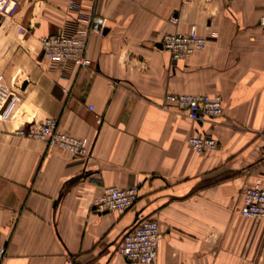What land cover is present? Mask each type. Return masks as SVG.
<instances>
[{
	"label": "crops",
	"instance_id": "0c3cea01",
	"mask_svg": "<svg viewBox=\"0 0 264 264\" xmlns=\"http://www.w3.org/2000/svg\"><path fill=\"white\" fill-rule=\"evenodd\" d=\"M106 19L90 33L92 67H59L41 38ZM264 0H20L0 11V264H130L118 252L138 220L156 218L155 262L264 264V219L241 213L264 181ZM195 26L203 49L173 60L168 32ZM63 88H67L65 93ZM218 94L223 112L192 120L168 93ZM47 118L86 138L91 155L24 130ZM194 133L215 136L197 152ZM137 187L123 212H99L108 187Z\"/></svg>",
	"mask_w": 264,
	"mask_h": 264
},
{
	"label": "built area",
	"instance_id": "2783aa9c",
	"mask_svg": "<svg viewBox=\"0 0 264 264\" xmlns=\"http://www.w3.org/2000/svg\"><path fill=\"white\" fill-rule=\"evenodd\" d=\"M20 0H0V11L11 12ZM193 0H182L190 3ZM264 21V18H262ZM88 26L78 28L74 33L63 30L56 34L41 38L42 54L59 67L75 66L77 68L92 67L93 61L88 56V38L90 33L102 35L106 19L101 16H91ZM206 39L198 34L195 26L188 32H168L161 39V46L170 53L173 60L184 59L192 53L204 48ZM65 93L67 88H63ZM163 105L173 107L183 112L192 120L214 118L223 112V100L218 94H192L168 92L163 96ZM48 142L49 145L59 146L69 153L79 156L91 155L92 146L86 138L76 137L58 128V121L47 118L43 122L29 126L24 130ZM188 143L197 152L203 153L217 148L218 140L208 133H194L188 138ZM243 203L240 211L248 217L264 219V181H257L242 191ZM137 197V187L118 188L108 187L103 194L93 201V209L99 212L119 211L129 209ZM162 240V232L156 218L138 220L123 235L118 252L130 264L155 262ZM6 254V247L0 245V263Z\"/></svg>",
	"mask_w": 264,
	"mask_h": 264
},
{
	"label": "water",
	"instance_id": "95a60500",
	"mask_svg": "<svg viewBox=\"0 0 264 264\" xmlns=\"http://www.w3.org/2000/svg\"><path fill=\"white\" fill-rule=\"evenodd\" d=\"M159 46H161V45H159Z\"/></svg>",
	"mask_w": 264,
	"mask_h": 264
}]
</instances>
